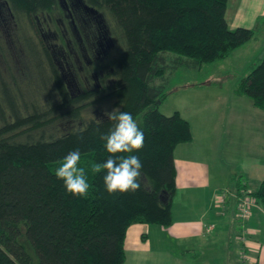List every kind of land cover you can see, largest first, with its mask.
<instances>
[{
	"label": "trees",
	"instance_id": "trees-1",
	"mask_svg": "<svg viewBox=\"0 0 264 264\" xmlns=\"http://www.w3.org/2000/svg\"><path fill=\"white\" fill-rule=\"evenodd\" d=\"M8 1L18 21L27 18L36 24L37 18L59 11L58 0ZM83 1L97 12L85 13L87 31H118L123 43L107 67L110 83L103 91L87 93L81 103L72 101L51 53L43 48L42 65L47 62L52 69L53 94L63 102L53 96L32 104L25 94L10 99L13 122L4 110L0 113V264H125L132 226L171 228L178 190L175 151L192 142L193 132L180 112L161 113L169 92L156 81L182 66L200 68L227 60L257 33L229 27V0ZM83 24L77 19L79 29ZM4 37L1 34L0 44ZM235 94L264 112V58L241 79ZM96 97L99 103L115 100L116 108L131 113L144 133L142 150L112 156L117 163L121 156L140 157L141 188L136 192L109 194L103 180L106 170L91 171L93 163L112 155L101 135L116 124L102 115L75 125L85 109L80 105ZM63 120H69L71 130L46 138L47 128ZM76 149L91 185L84 197L68 193L55 175L59 163ZM240 180L236 191H249L264 206V181L253 191Z\"/></svg>",
	"mask_w": 264,
	"mask_h": 264
},
{
	"label": "rangeland",
	"instance_id": "rangeland-1",
	"mask_svg": "<svg viewBox=\"0 0 264 264\" xmlns=\"http://www.w3.org/2000/svg\"><path fill=\"white\" fill-rule=\"evenodd\" d=\"M119 35L118 31H114L113 40L116 48L111 51L113 57L118 55L123 43ZM21 43L26 50L25 41ZM0 50V105L2 106L0 113L4 110L7 119L13 122V118L9 116L12 114L11 98L19 100L26 94L27 100L36 104L42 103V97L54 96L52 69L47 62L44 63L46 68L42 65L44 55H40L41 52L37 54L35 51H26L31 58L33 57L29 64L31 69L21 72L14 50L3 47L2 44ZM258 56L261 59L264 58V35L252 42L240 56L234 55L232 60L226 62L224 60L200 68L182 66L170 71L163 80L156 81L157 85H164L166 92H169V97L161 107V113L172 116L176 112H181L191 122L196 139L194 153H203L208 158L211 171L220 173L221 177L242 172L248 175L253 163L259 167L264 166V112L254 108L248 99H245L243 104L235 102L231 95L237 82L252 71V68L248 67L249 63L256 65L260 62L252 61ZM167 58L170 63L172 57ZM46 88H50L52 92L48 94ZM55 97L59 103L63 102L60 96L55 95ZM217 106H219L218 112L215 110ZM85 108L81 114V120L75 122V125L98 117L100 120L105 109L111 111L116 108V101L94 102ZM68 122L69 120H63L59 125L50 126L44 133L45 137H59L71 130L72 125ZM0 123L3 124L1 119ZM39 134L33 135L38 137ZM25 139L26 137L23 138ZM259 144L263 147L257 148ZM260 184L259 181L251 182L253 188L250 189H258ZM177 201L180 205V198ZM239 222L243 225L242 221L239 220ZM240 234L242 231L237 237Z\"/></svg>",
	"mask_w": 264,
	"mask_h": 264
},
{
	"label": "crops",
	"instance_id": "crops-1",
	"mask_svg": "<svg viewBox=\"0 0 264 264\" xmlns=\"http://www.w3.org/2000/svg\"><path fill=\"white\" fill-rule=\"evenodd\" d=\"M262 18L264 0H229V27L232 30L256 29L257 33L250 43L239 48L225 62L232 60L234 55L240 56L252 42L264 35V21L258 24ZM262 59L258 56L252 61L258 63ZM252 66L254 64L249 63V69L253 68ZM240 81L241 79L237 85ZM237 85L230 94L235 102L243 104L247 98L235 94ZM253 107L256 108L254 105ZM215 110L218 112L219 106ZM192 132V142L179 145L175 151L178 190L173 206V226L169 229H155L158 226L148 225L132 226L127 234L125 264H264V206L258 205L251 220L242 225L237 217L234 198L229 200L224 209L217 205V197L221 191H236L237 178H241L240 182L249 188H253L251 182L262 183L264 166L259 167L253 163L248 175L242 172L221 177L220 173L211 171L208 158L203 153H194L196 139L193 127ZM262 147L261 144L257 146ZM179 198L180 205L177 201ZM212 226L214 230L209 232L208 227ZM245 229L252 233L245 246L249 260H243L241 255L243 244L238 238L242 234L237 237Z\"/></svg>",
	"mask_w": 264,
	"mask_h": 264
},
{
	"label": "flooded vegetation",
	"instance_id": "flooded-vegetation-1",
	"mask_svg": "<svg viewBox=\"0 0 264 264\" xmlns=\"http://www.w3.org/2000/svg\"><path fill=\"white\" fill-rule=\"evenodd\" d=\"M58 2L56 14H45L34 24L27 18L18 21L9 1L0 0V36H5L2 46L14 50L21 72L31 69L29 64L33 57L26 51L39 54L46 48L72 101L81 103L87 93L103 91L110 83L107 67L114 59L111 51L116 48V43L112 31H87L85 13L89 11L83 0ZM77 19L84 23L80 29L76 25ZM96 100L97 97L92 98L80 106L86 107Z\"/></svg>",
	"mask_w": 264,
	"mask_h": 264
},
{
	"label": "clouds",
	"instance_id": "clouds-1",
	"mask_svg": "<svg viewBox=\"0 0 264 264\" xmlns=\"http://www.w3.org/2000/svg\"><path fill=\"white\" fill-rule=\"evenodd\" d=\"M104 116L116 121L115 127L107 134L101 135L105 141L106 151L112 154L103 163H93L91 171L99 174L106 170L103 176L104 186L109 194L136 192L141 188V169L143 164L138 155L119 157V162L113 159L118 153L139 152L144 147V133L139 128L132 114L114 108L111 111L105 109ZM81 152L79 149L70 151L59 163L55 171L58 179L64 182V187L73 196L84 197L90 190V183L86 175V169L80 167Z\"/></svg>",
	"mask_w": 264,
	"mask_h": 264
},
{
	"label": "built area",
	"instance_id": "built-area-1",
	"mask_svg": "<svg viewBox=\"0 0 264 264\" xmlns=\"http://www.w3.org/2000/svg\"><path fill=\"white\" fill-rule=\"evenodd\" d=\"M217 198H218L217 199L218 207L223 209L227 206L229 200L234 198L237 201L236 208H237L238 219L243 223H247L249 220H251L254 210L258 208V204L249 195V191L247 192L245 190H242L238 193L237 191L226 189L221 191ZM213 230H214L213 226L208 227L209 232ZM251 234H252L251 231L245 229L242 235H240L238 238L239 242L243 244V249L241 253L243 260H249V255L247 253V249L245 248V246L247 245V242Z\"/></svg>",
	"mask_w": 264,
	"mask_h": 264
},
{
	"label": "water",
	"instance_id": "water-1",
	"mask_svg": "<svg viewBox=\"0 0 264 264\" xmlns=\"http://www.w3.org/2000/svg\"><path fill=\"white\" fill-rule=\"evenodd\" d=\"M87 10L90 11L91 13H97L94 9L89 8L88 6H87Z\"/></svg>",
	"mask_w": 264,
	"mask_h": 264
}]
</instances>
